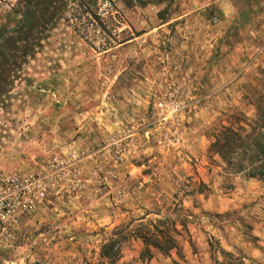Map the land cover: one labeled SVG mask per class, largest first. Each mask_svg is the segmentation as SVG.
<instances>
[{"label":"rangeland","instance_id":"rangeland-1","mask_svg":"<svg viewBox=\"0 0 264 264\" xmlns=\"http://www.w3.org/2000/svg\"><path fill=\"white\" fill-rule=\"evenodd\" d=\"M159 3L42 0L29 31L15 28L23 0H0V178L39 176L46 187L0 236V264H54L69 240L81 264H264V179L229 185L207 153L212 130L238 112L251 118L263 94L264 0H237L239 25L223 35L195 0L145 28V10ZM228 77L218 114L205 111L210 86ZM170 84L195 99L170 100ZM141 107L150 115L139 118ZM150 165L166 191L153 186L127 227H94L102 208L105 224L111 205L129 211L118 202L131 194L123 182L135 174L147 189Z\"/></svg>","mask_w":264,"mask_h":264},{"label":"clouds","instance_id":"clouds-1","mask_svg":"<svg viewBox=\"0 0 264 264\" xmlns=\"http://www.w3.org/2000/svg\"><path fill=\"white\" fill-rule=\"evenodd\" d=\"M195 3L198 12H201L202 14L208 17L210 16L212 18L210 22L212 24L213 31L218 30L223 35L225 33H229L230 29H232L234 26L239 25L241 9L237 6V0H195ZM177 5H181L182 10H186L187 8L191 7V0H184L183 4H181V0H174V2L173 0H160V3L157 5V7H152V4H150L149 7L145 10L144 18L147 23H145L143 26L145 28H153L157 27L158 25L162 26L161 21L156 18V13L159 12L162 17L167 18L174 12ZM252 11H255V9H252ZM249 34L253 37L257 35V33L254 31H251ZM159 37L161 40L165 39L162 31L159 33ZM152 38L156 39L155 36ZM167 39H169V41L171 42V37H168ZM229 79L231 78L228 77L224 81L217 80L215 81L213 86H210V91L213 95L207 101L204 109L205 111H211L218 114L219 105H217L216 101L217 99H220L223 96L227 95V93L223 92L222 89L224 84L227 83V80ZM168 87L172 88V85L170 84L168 85ZM156 91L157 90L154 89L152 95H155ZM167 94L170 100L175 98L176 100H180L181 103L185 101L191 102L195 99V97L188 93L187 89L179 86L172 88V91ZM72 96L73 93L69 92L68 98L71 99ZM193 108H195V105H193ZM136 111L138 113L139 118H145L150 115V113L146 112L143 107L137 109ZM196 111H199V109H196ZM178 115L179 114L177 113V122ZM195 125L196 121H193L192 128H195ZM192 128L188 130L189 135L192 134ZM197 131L199 132V129H197ZM200 134L203 133L200 132ZM140 146L146 147L147 145L140 144ZM156 163H159V160H157ZM150 167L153 168V173L147 181V189L142 191V189H144L143 184H141L139 187L136 186V184H139L140 178L138 177V175L135 174L132 178V181L123 182L124 185H127L131 188V194L128 195L127 193H125L127 200H125V198L122 196L118 198V202L121 205H125V203H127V205L129 206V211L122 214L119 208L115 206V204L111 205V207L114 209V212L111 214V219L108 221L107 224H105L103 217L109 216V212L106 208H102L99 212L96 213L95 217L91 218V223L94 227L99 229L101 226H104V231L106 234H111L113 227H116V230L121 229V227H127L128 221L136 217L137 209L143 207V205L147 201L152 199V197L156 196V191L154 190L153 186L159 188L161 193L166 191V189L161 183V169H156L154 165H150ZM171 169L172 164L169 163L167 165L166 170L167 178L169 179L172 176ZM133 181L135 183H133ZM97 220L99 221V223H97ZM117 225H119L120 227H117ZM83 227L85 231H91V229L87 227V223H85ZM95 242L98 244L99 240L97 239ZM65 243L69 249L68 253L65 254L63 249L57 252L55 254L54 264H56V262H59V264H81V257H83L84 252L81 251L79 253H75L76 246L72 245V242L70 240L66 241Z\"/></svg>","mask_w":264,"mask_h":264},{"label":"trees","instance_id":"trees-1","mask_svg":"<svg viewBox=\"0 0 264 264\" xmlns=\"http://www.w3.org/2000/svg\"><path fill=\"white\" fill-rule=\"evenodd\" d=\"M23 4L20 24L15 28L31 31L39 21L42 0H23ZM4 56L5 52L0 51V59ZM251 104L254 109L251 118L238 112L226 124H218L210 134L207 153L218 158L222 176L229 185L239 175L264 179V91ZM154 247L163 250L158 243ZM172 248L173 244H169L166 250Z\"/></svg>","mask_w":264,"mask_h":264},{"label":"built area","instance_id":"built-area-1","mask_svg":"<svg viewBox=\"0 0 264 264\" xmlns=\"http://www.w3.org/2000/svg\"><path fill=\"white\" fill-rule=\"evenodd\" d=\"M44 183L39 176L0 178V236L7 237L21 214L43 203L46 198Z\"/></svg>","mask_w":264,"mask_h":264},{"label":"crops","instance_id":"crops-1","mask_svg":"<svg viewBox=\"0 0 264 264\" xmlns=\"http://www.w3.org/2000/svg\"><path fill=\"white\" fill-rule=\"evenodd\" d=\"M88 167H89V165H88Z\"/></svg>","mask_w":264,"mask_h":264}]
</instances>
